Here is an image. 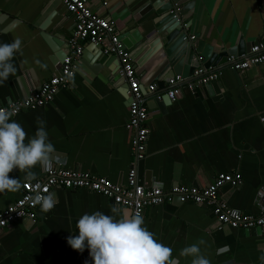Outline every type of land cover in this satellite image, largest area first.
<instances>
[{
  "label": "crops",
  "instance_id": "obj_1",
  "mask_svg": "<svg viewBox=\"0 0 264 264\" xmlns=\"http://www.w3.org/2000/svg\"><path fill=\"white\" fill-rule=\"evenodd\" d=\"M150 1L88 0L91 11L111 22L118 36L137 34L127 51L145 91L146 85L165 79L167 65L165 33L158 35L156 26H163L168 12L156 14ZM183 1L174 10L182 12L178 19L188 35L198 33L194 44L201 40L214 51L241 45L242 56L264 33V0ZM73 24V16L58 0H0V43L17 37L21 41L11 61L16 72L0 85V105L27 97L57 73ZM116 61L98 47L84 45L69 87L60 89L51 103L12 117L23 127L25 142L34 135L37 121H44L53 155L66 160L51 168L86 171L125 183L132 160L131 131L126 128L128 103ZM41 63L47 67L42 69ZM200 63L197 58L192 68ZM225 64L223 56L217 66L223 68L219 79L194 91L181 86L175 100L166 97L165 80L163 87L146 93L148 135L136 176L145 187L168 190L175 185L203 187L218 173L237 171L242 184L223 185L218 196L232 210L251 214L257 211L256 198L264 187V62L242 71ZM192 71L183 81L193 79ZM33 171L37 179L45 170L37 165ZM9 175L21 185L25 181L22 172ZM51 192L57 203L50 211L44 213L38 205L35 219L15 221L0 230V264H91L87 249L79 253L66 243V237L77 232L78 218L95 211L114 216L122 209L131 212L96 192L59 188ZM20 194L21 188L0 194V209ZM142 216L144 226L172 249L177 264H191L192 257L180 252L194 243L210 264H264L261 230L218 229L208 207L175 202L148 207Z\"/></svg>",
  "mask_w": 264,
  "mask_h": 264
},
{
  "label": "built area",
  "instance_id": "obj_2",
  "mask_svg": "<svg viewBox=\"0 0 264 264\" xmlns=\"http://www.w3.org/2000/svg\"><path fill=\"white\" fill-rule=\"evenodd\" d=\"M64 9L73 16L74 24L66 41V52L62 58L57 73L42 82L37 90L19 100H7L0 108L14 111V115L24 110L33 109L51 103L60 89L68 88L78 70V62L84 45L92 44L99 48L102 55L116 57L118 73L126 85L128 118L126 128L131 131L130 150L132 160L126 173L124 184L111 182L107 178L90 172L66 169L63 167L45 170L43 175L32 181H24L20 197L13 203L0 209V230L19 220L36 218L38 204H33L32 197L39 192L59 189H84L96 192L109 199L113 204L131 212L143 215L148 207L190 203L211 209L218 229L229 227L233 229L259 228V240L264 248V187L256 198V213H243L232 210L219 198L218 190L223 185L238 187L242 184L241 174L218 173L206 186L175 185L168 190L158 186L145 187L137 181L136 163L145 157L148 128L146 120V93L157 90L156 83L146 85L143 90L134 72L130 53L124 48L111 22L98 16L88 6V0H58ZM172 13V10L170 11ZM175 17V15H173ZM193 39V36L189 37ZM226 66L234 71H242L252 65L264 62V33L259 41L252 44L248 54L237 56L227 55ZM222 67L205 68L198 64L193 70V79L183 81L180 75L168 79L165 95L169 100H175L181 92V86L190 91L219 79L223 73ZM158 97V96H157Z\"/></svg>",
  "mask_w": 264,
  "mask_h": 264
},
{
  "label": "clouds",
  "instance_id": "obj_3",
  "mask_svg": "<svg viewBox=\"0 0 264 264\" xmlns=\"http://www.w3.org/2000/svg\"><path fill=\"white\" fill-rule=\"evenodd\" d=\"M20 46L18 37L11 43H0V85L16 72L11 61L14 53L20 51ZM40 67L45 69L47 65L41 63ZM13 115V110L0 108V194L21 188L17 177L9 175L14 170L24 173L25 181L30 182L35 179L33 169L37 165L48 170L54 164L66 163L58 155H53L55 148L48 139L44 121H37L39 126L34 135L25 142L26 133L12 119ZM32 202L47 213L57 200L55 193L49 191L43 195L37 192ZM76 229V234L66 237V243L79 253L87 249L91 264H177L172 257V249L159 242L144 226V218L139 212L122 209L118 216L100 211L85 213L76 221ZM180 255L192 257L191 264H210L195 243L184 247Z\"/></svg>",
  "mask_w": 264,
  "mask_h": 264
},
{
  "label": "water",
  "instance_id": "obj_4",
  "mask_svg": "<svg viewBox=\"0 0 264 264\" xmlns=\"http://www.w3.org/2000/svg\"><path fill=\"white\" fill-rule=\"evenodd\" d=\"M155 1L160 0H151V7L154 9L155 13L158 15L167 13L166 16L163 17V26H156L157 34L165 33L163 36V44L165 46V55L167 59V65L163 69L165 82L168 79L172 78L175 75H181V77H185L188 75V72L194 70L192 68L193 61L200 60V64H202L205 68H217L218 62L221 57H226L227 55L233 54L240 56L242 54L241 45L237 49H224L221 51H214L213 47L201 40L194 44L195 40L199 38L198 33L193 31L191 36L193 39H190V35L187 34V31H184L181 22H179L178 16L182 14L181 11H175L174 5L181 4V0H166L167 5L158 6L159 3ZM193 0H184L182 4L185 2H189ZM172 10V13L170 12ZM175 15V17H173ZM177 22L176 24H174ZM137 37L136 33L132 34V37L127 36V34H123L119 36L120 41L123 43L124 48H130L133 43V38ZM172 42V43H171ZM170 44L167 46V44ZM167 46V47H166ZM235 52V53H234ZM238 52V53H236ZM114 57V56H113ZM116 59V57H114ZM82 54L79 59L81 62ZM117 62V61H116ZM193 72V71H192ZM122 79V83L125 88L126 94V85L124 84V79ZM164 80L159 79L156 82V87L161 88L164 85Z\"/></svg>",
  "mask_w": 264,
  "mask_h": 264
}]
</instances>
